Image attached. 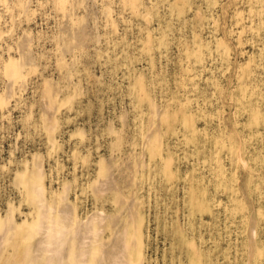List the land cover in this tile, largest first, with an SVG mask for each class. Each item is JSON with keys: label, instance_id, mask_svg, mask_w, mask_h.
Segmentation results:
<instances>
[{"label": "rangeland", "instance_id": "1", "mask_svg": "<svg viewBox=\"0 0 264 264\" xmlns=\"http://www.w3.org/2000/svg\"><path fill=\"white\" fill-rule=\"evenodd\" d=\"M0 264H264V0H0Z\"/></svg>", "mask_w": 264, "mask_h": 264}, {"label": "bare ground", "instance_id": "2", "mask_svg": "<svg viewBox=\"0 0 264 264\" xmlns=\"http://www.w3.org/2000/svg\"><path fill=\"white\" fill-rule=\"evenodd\" d=\"M61 243V242H60ZM62 247V246H61Z\"/></svg>", "mask_w": 264, "mask_h": 264}]
</instances>
